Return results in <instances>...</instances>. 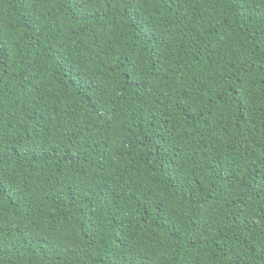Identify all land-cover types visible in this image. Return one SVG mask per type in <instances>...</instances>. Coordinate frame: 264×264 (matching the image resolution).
Here are the masks:
<instances>
[{"label":"trees","instance_id":"trees-1","mask_svg":"<svg viewBox=\"0 0 264 264\" xmlns=\"http://www.w3.org/2000/svg\"><path fill=\"white\" fill-rule=\"evenodd\" d=\"M0 264H264V0H0Z\"/></svg>","mask_w":264,"mask_h":264}]
</instances>
